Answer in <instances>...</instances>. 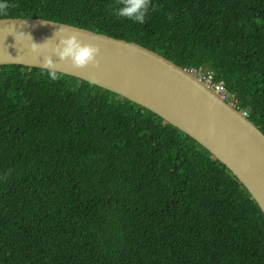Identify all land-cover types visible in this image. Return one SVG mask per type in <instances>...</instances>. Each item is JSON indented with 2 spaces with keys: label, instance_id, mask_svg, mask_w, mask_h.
<instances>
[{
  "label": "trees",
  "instance_id": "obj_1",
  "mask_svg": "<svg viewBox=\"0 0 264 264\" xmlns=\"http://www.w3.org/2000/svg\"><path fill=\"white\" fill-rule=\"evenodd\" d=\"M7 15L206 66L264 134V0H0ZM48 70L0 66V264H264V216L227 169L157 115ZM128 181L123 187L118 181ZM161 192L151 243L131 200Z\"/></svg>",
  "mask_w": 264,
  "mask_h": 264
},
{
  "label": "water",
  "instance_id": "obj_2",
  "mask_svg": "<svg viewBox=\"0 0 264 264\" xmlns=\"http://www.w3.org/2000/svg\"><path fill=\"white\" fill-rule=\"evenodd\" d=\"M73 37L80 48L99 49L83 68L76 67L71 56H60L67 47L64 41ZM46 41L35 52L30 51L32 42L40 45ZM45 58L51 61L48 68H43ZM95 61L98 65L94 68ZM7 65L76 78L152 112L223 165L264 216V134L196 77L160 54L67 24L33 18L0 19V66Z\"/></svg>",
  "mask_w": 264,
  "mask_h": 264
},
{
  "label": "clouds",
  "instance_id": "obj_3",
  "mask_svg": "<svg viewBox=\"0 0 264 264\" xmlns=\"http://www.w3.org/2000/svg\"><path fill=\"white\" fill-rule=\"evenodd\" d=\"M118 3L122 6L117 9V15L122 16V17H127L129 19H133L139 23H144L145 14L148 10L149 0H118ZM8 7H9V5L7 3H0V14L7 15ZM15 35L25 36V33L15 32ZM28 37L31 39L30 36H28ZM74 39L75 38L73 37L72 39L64 41V43L67 44V47L64 49L63 52L60 53V56L62 59L66 56H71L75 66L78 68H83L85 65H87L89 62H91L93 60L92 54L98 52L99 49L96 46H85L83 48H80L74 44ZM47 43H48V41H46L43 44L37 45V44L32 42L31 47H30V51L35 52L37 50V48H40L44 44H47ZM74 48L76 49L75 51H73ZM97 65H98V61H95L92 63V67H94V68L97 67ZM50 66H51L50 59L45 58V60L43 61V68H48ZM200 69L205 71V72L211 73L212 80L214 83H222L226 93L229 96L228 100L221 99L216 92L209 89L206 85H204V83L197 76H195L192 73L193 71H198ZM183 70H185L187 73H190L191 75L196 77L205 87H207L210 91L214 92L223 102L227 103L229 106L238 110L245 118H247L249 120V115H248L249 111L242 110L238 106L236 98L226 90L223 82L215 81L214 73L208 67L200 66L197 69H190V70L189 69H183ZM49 76L53 80L59 79V76L55 72H49ZM91 80L95 81L94 78H91ZM127 182L128 181L120 180V181H118L117 184H118V186H121L124 189V186L126 185ZM155 194H156L155 197L152 200H150L149 202H144L143 199L139 200L138 202H135L136 198L131 200L132 208L135 211L137 219L139 220L140 224L143 227L148 229V231L146 232V238L151 243L159 240L164 235V233L166 232V230L168 228L170 217L172 214V213L165 211L163 209L161 192H155Z\"/></svg>",
  "mask_w": 264,
  "mask_h": 264
},
{
  "label": "built area",
  "instance_id": "obj_4",
  "mask_svg": "<svg viewBox=\"0 0 264 264\" xmlns=\"http://www.w3.org/2000/svg\"><path fill=\"white\" fill-rule=\"evenodd\" d=\"M195 76H197L209 89L213 90L218 94V96L223 100H228L229 96L226 93L222 83H214L212 80V75L209 72L203 70L193 71Z\"/></svg>",
  "mask_w": 264,
  "mask_h": 264
}]
</instances>
